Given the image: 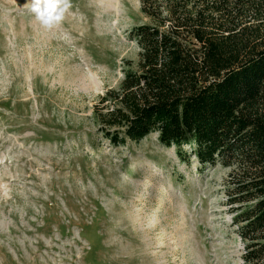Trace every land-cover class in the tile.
<instances>
[{
  "label": "rangeland",
  "instance_id": "1",
  "mask_svg": "<svg viewBox=\"0 0 264 264\" xmlns=\"http://www.w3.org/2000/svg\"><path fill=\"white\" fill-rule=\"evenodd\" d=\"M27 3L0 0V264H241L228 168L101 136L99 96L137 69L139 0H72L50 31Z\"/></svg>",
  "mask_w": 264,
  "mask_h": 264
},
{
  "label": "trees",
  "instance_id": "2",
  "mask_svg": "<svg viewBox=\"0 0 264 264\" xmlns=\"http://www.w3.org/2000/svg\"><path fill=\"white\" fill-rule=\"evenodd\" d=\"M139 2L137 69L99 96L101 136L118 147L156 134L198 172L228 168L241 264H264V0Z\"/></svg>",
  "mask_w": 264,
  "mask_h": 264
},
{
  "label": "clouds",
  "instance_id": "3",
  "mask_svg": "<svg viewBox=\"0 0 264 264\" xmlns=\"http://www.w3.org/2000/svg\"><path fill=\"white\" fill-rule=\"evenodd\" d=\"M72 0H28L27 11L45 30L59 27L72 9Z\"/></svg>",
  "mask_w": 264,
  "mask_h": 264
}]
</instances>
